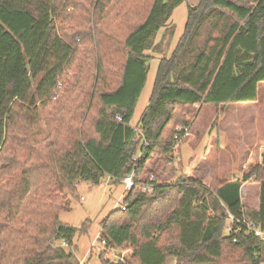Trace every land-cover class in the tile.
<instances>
[{
    "label": "trees",
    "instance_id": "16d2710c",
    "mask_svg": "<svg viewBox=\"0 0 264 264\" xmlns=\"http://www.w3.org/2000/svg\"><path fill=\"white\" fill-rule=\"evenodd\" d=\"M185 1L0 0V264H75L81 229L60 215L78 184L132 174L121 209L100 223L132 264L264 263V242L242 222L264 229V154L215 191L186 175L142 181L152 157L173 155L196 106L257 103L264 84V0H198L171 51ZM150 51L160 59L133 127ZM249 183L256 209L243 203Z\"/></svg>",
    "mask_w": 264,
    "mask_h": 264
},
{
    "label": "rangeland",
    "instance_id": "374dc122",
    "mask_svg": "<svg viewBox=\"0 0 264 264\" xmlns=\"http://www.w3.org/2000/svg\"><path fill=\"white\" fill-rule=\"evenodd\" d=\"M197 5L198 0H186L174 11L169 23L175 28L174 37L169 42L171 51L184 33L188 9ZM164 32L159 34L156 43L163 38ZM147 54L152 56L148 83L131 123L133 126L137 125L138 116L148 104L160 59V56L152 51ZM195 109V113L187 116L192 121L190 135L178 143L171 157H152L146 164L142 181L147 177H155L157 182L172 184L179 177L186 175L201 180L211 191H215L220 182L239 179L261 163L264 154V121L256 128L254 118L260 111L261 119H264V85L260 88L259 101L255 104L230 105L224 109L206 104L202 107L196 106ZM231 110L236 124H239L236 126L238 132L227 135L224 130L228 126L222 124ZM249 185L244 190L243 197L246 204L253 208L259 187L251 183ZM124 189L122 180L105 179L104 184L100 186L86 182L78 184V195L71 199V211L60 215L62 223L81 229L73 250L75 264H101L97 256L89 254L91 243L101 233L100 223L116 209H121V195ZM247 192L250 196H247ZM168 264H175V259L170 258Z\"/></svg>",
    "mask_w": 264,
    "mask_h": 264
},
{
    "label": "built area",
    "instance_id": "2783aa9c",
    "mask_svg": "<svg viewBox=\"0 0 264 264\" xmlns=\"http://www.w3.org/2000/svg\"><path fill=\"white\" fill-rule=\"evenodd\" d=\"M182 129H178L181 131ZM189 130L186 129L185 136L181 138L184 139L185 137L189 136ZM178 138V136H176ZM263 150V148L261 147ZM123 184L125 185V191L129 192L134 187V174L127 176L122 180ZM153 185H146L143 187L146 191H151ZM123 209H125L123 207ZM229 221L233 222L234 218L230 216ZM241 222V221H239ZM244 224H246V229L248 232L254 234L256 237L260 238L264 242V229L257 226L254 222H247L246 219L242 220ZM62 246H66V243L63 242ZM89 254H93L95 256L103 257L105 260L109 261L111 264H132L131 263V256L132 251L125 249V247H117V246H109L107 240L101 239L100 235L93 243H91ZM84 264V263H81Z\"/></svg>",
    "mask_w": 264,
    "mask_h": 264
},
{
    "label": "crops",
    "instance_id": "0c3cea01",
    "mask_svg": "<svg viewBox=\"0 0 264 264\" xmlns=\"http://www.w3.org/2000/svg\"><path fill=\"white\" fill-rule=\"evenodd\" d=\"M264 84H262V85H260V88H261V86H263ZM260 88H259V95H260ZM139 104V103H138ZM251 104H255V103H251ZM244 105V104H243ZM146 107V106H145ZM144 107V108H145ZM143 108V109H144ZM141 114V113H140ZM264 121V119H261V112L259 111L258 113H257V116H256V118H254V123L256 124V128H259V126H260V124H261V122H263ZM135 125H136V123H135ZM223 126L224 125H226V126H228L225 130H224V132L227 134V135H233V132H238L237 130V125H239V124H236V120H235V118H234V113H233V111L231 110L230 112H228V114L226 115V119L223 121V124H222ZM132 126H133V124H132ZM133 127H135V126H133ZM236 127V128H235ZM235 128V129H234ZM253 137L254 138H257V136L256 135H253ZM107 179H109V180H111L110 178H107ZM158 183H160V182H158ZM102 184H104V181L102 182ZM101 184V185H102ZM253 185H256V186H258L259 187V185H257V184H253ZM248 186H250L249 184H247V185H244V187H243V193H244V190H246L247 188H248ZM250 190H252V189H250ZM125 193V194H124ZM124 193H123V195H121V201L124 199V197L128 194V192H126L125 191V189H124ZM248 193V192H247ZM247 196H250V193H248V195ZM123 197V198H122ZM258 197H259V189H258V196H257V199H256V201H255V203H254V205H253V208L254 209H256V208H258V205H259V200H258ZM243 203L246 205V206H249V207H251L252 208V206H250V205H247L246 204V202L244 201V197H243Z\"/></svg>",
    "mask_w": 264,
    "mask_h": 264
}]
</instances>
